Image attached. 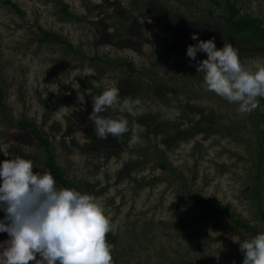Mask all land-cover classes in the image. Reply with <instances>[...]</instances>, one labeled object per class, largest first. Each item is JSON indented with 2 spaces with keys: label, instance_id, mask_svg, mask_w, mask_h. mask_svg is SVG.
Instances as JSON below:
<instances>
[{
  "label": "rangeland",
  "instance_id": "1",
  "mask_svg": "<svg viewBox=\"0 0 264 264\" xmlns=\"http://www.w3.org/2000/svg\"><path fill=\"white\" fill-rule=\"evenodd\" d=\"M234 1L242 15L259 17L264 26V0ZM223 11L210 0H0L6 107L0 106V160L19 154L48 170L36 143L20 141L6 117L34 120L50 136L65 177L104 205L118 237V264H199L202 255L214 264H242L236 237L251 234L204 201L264 229L250 200L258 183L253 157L264 135V98H258L253 124L254 111L241 114L236 104L208 91L203 73L194 61L182 62L178 47L195 43L191 35L198 33L204 40L215 37L218 48L232 43L247 68L264 64V44H244L221 18ZM105 28L118 37H108ZM42 29L66 43L41 42ZM123 60L138 70L142 90L120 81ZM113 82L121 103H139L134 114L118 107L103 113L126 114L133 122L122 138L100 139L89 114L93 97ZM211 115L230 128L213 132L209 125L207 133L194 134ZM177 123L181 134L191 131L172 146L171 137L180 133L169 125ZM132 129L136 143H129ZM100 140L113 147L108 158L96 151ZM163 144L170 147L167 154ZM259 167L264 176V155ZM259 183L264 196V177ZM6 239L0 233V242Z\"/></svg>",
  "mask_w": 264,
  "mask_h": 264
},
{
  "label": "clouds",
  "instance_id": "2",
  "mask_svg": "<svg viewBox=\"0 0 264 264\" xmlns=\"http://www.w3.org/2000/svg\"><path fill=\"white\" fill-rule=\"evenodd\" d=\"M191 39L195 43L187 46L186 56L203 73L204 87L236 104L241 114L257 109L258 98H264V64L254 70L245 67L239 49L230 42L218 48L215 37L204 40L193 33ZM198 53L206 58L198 59ZM138 103L131 99L121 103L114 82L94 96L89 120L97 136L122 138L130 131L128 119L103 113L118 107L121 114H134ZM132 133L129 143L138 142L135 129ZM0 213V233L8 236L0 242V264H114L113 245L107 240L113 225L99 199L59 186L50 171L19 154L0 160ZM236 240L242 264H264V231Z\"/></svg>",
  "mask_w": 264,
  "mask_h": 264
},
{
  "label": "trees",
  "instance_id": "3",
  "mask_svg": "<svg viewBox=\"0 0 264 264\" xmlns=\"http://www.w3.org/2000/svg\"><path fill=\"white\" fill-rule=\"evenodd\" d=\"M49 1H53V0H49ZM54 1H58V0H54ZM211 4L218 6L220 8H223V16L221 17L223 19V21L226 23V25L229 27L231 33H233L235 36L239 37L244 44H264V26L262 24V20L259 17L256 16H251V15H242L240 12L239 7L237 6L236 2L234 0H210ZM8 4L12 5L13 7L17 6L12 3L11 1H8ZM210 14H213V11L209 9ZM105 33L108 37L110 36H116L118 37V35H111L108 33L109 29L105 28ZM41 42H46V43H54V42H62V43H66L59 35H57L54 32L51 31H46L44 29H42V38L40 39ZM68 47H70L72 50L73 46L71 44H68ZM178 47L180 48V53L182 56V62L187 63L188 61H191L190 58H188L186 56V48L187 45L183 42H178ZM75 52H78V50H74ZM245 55V54H244ZM243 57V56H242ZM198 59H203L202 56H197ZM124 65L126 66V74L124 75V77H122L120 79V81L123 83H125V85L128 84H132L135 87H137L138 89L142 90L144 87V82H142L141 77L138 76L136 73L138 72V70L136 69V67L134 66V64L131 61H127V60H123ZM139 74H141V72L139 71ZM186 78V77H185ZM185 81V79L183 80ZM0 106L2 107L3 111H5V104L3 102V90L2 87L0 85ZM188 108V106H187ZM254 112L251 113V123L255 124L256 122L254 121V119H256L258 117L259 112H257L256 110H253ZM108 114H111V112H109ZM203 115V114H202ZM110 116L115 117V113L111 114ZM124 116L128 119V121H130V117L129 115L124 114ZM215 115H211V117H209L208 121H203L201 127H199L200 129H192L195 130L196 132L194 134H205L207 133V131H205V129H208L209 125H211V128L213 130V132H217L216 129H228L230 127H227L223 122L226 121L225 119L222 120L221 116H215ZM204 118V117H203ZM7 121H11V123H9V125L11 126V128H15L16 130H18V132H20V141H23L25 138L29 139V140H33L34 143H36L37 148L40 149L42 151V156L44 157V159L42 158L43 161V165L52 173V175L56 178L57 182L62 185L63 187H70V188H74L78 191L81 192L82 189H80V187H78L77 185H75L72 181H69L65 175L63 170L61 169V167L59 166V164L56 162L53 150H52V142L50 139V136L39 129L38 125L36 124V122L34 120H29V119H15V120H10L6 117ZM130 122H133L130 121ZM171 128H173L176 131H179V133L181 132L180 129V124H170L169 125ZM225 126V127H224ZM162 127V126H161ZM257 127V126H256ZM163 129V128H162ZM204 129V130H203ZM191 131V130H190ZM190 131H184L183 134H179L176 136L171 137V144L173 146V144L176 141L179 140H184L187 138V134ZM261 133V134H260ZM262 135V131H259V136ZM27 136V137H25ZM176 137V138H174ZM261 141L259 142V147H258V151L255 154V157H253L254 161H256V177L253 178L255 179V181H257V185H256V197L251 198V202L253 207L255 208V213L256 216L260 217L261 220V224L264 223V196H263V192H261L262 190V184L259 183V181L264 177L262 174V170L259 167V162L262 160V157L264 155V135H262L261 137ZM100 140V148L97 147L96 151H98L100 154H105V156L108 158L110 152L112 151L113 147H111V144L107 143L105 144L104 142H102ZM164 148L163 150L166 151V154L170 151V147L168 148L165 144L162 145ZM154 150L158 153V154H163L160 149L154 148ZM171 166V165H170ZM190 191L187 190V194H189ZM204 204L206 205H210L212 207H215L217 209L222 210L227 218L232 221V223L236 226L241 227L243 230H246L248 233L251 234V236H254L257 234V232L259 231H264L263 228H261V230L258 228V226L251 224L249 221L245 220V219H241L237 216H235L226 206L224 205H216L213 204L209 201H204ZM107 240L110 244L113 245V249H112V256H113V261L114 264H118V259L115 256L116 253V245L118 243V237L115 234V232L112 231L109 232L107 234ZM180 262V261H179ZM181 264V262H180ZM199 264H214V260L212 258L209 257H204V255H202L201 257H199Z\"/></svg>",
  "mask_w": 264,
  "mask_h": 264
}]
</instances>
